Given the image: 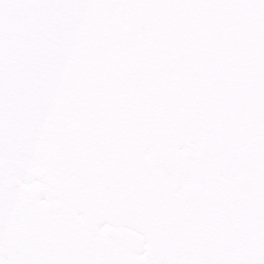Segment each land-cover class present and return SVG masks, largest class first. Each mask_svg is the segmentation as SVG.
I'll list each match as a JSON object with an SVG mask.
<instances>
[{
	"label": "snow or ice",
	"instance_id": "snow-or-ice-1",
	"mask_svg": "<svg viewBox=\"0 0 264 264\" xmlns=\"http://www.w3.org/2000/svg\"><path fill=\"white\" fill-rule=\"evenodd\" d=\"M0 264H264V0H0Z\"/></svg>",
	"mask_w": 264,
	"mask_h": 264
}]
</instances>
